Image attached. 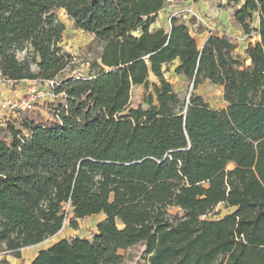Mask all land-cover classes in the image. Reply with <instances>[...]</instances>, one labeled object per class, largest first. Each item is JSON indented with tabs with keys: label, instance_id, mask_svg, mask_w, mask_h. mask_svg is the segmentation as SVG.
Wrapping results in <instances>:
<instances>
[{
	"label": "trees",
	"instance_id": "trees-1",
	"mask_svg": "<svg viewBox=\"0 0 264 264\" xmlns=\"http://www.w3.org/2000/svg\"><path fill=\"white\" fill-rule=\"evenodd\" d=\"M168 1L0 0V74L14 83L57 82L71 65L60 10L103 44L92 75L57 82L66 104L52 119L26 112L19 128L6 123L0 254L21 259L66 224L78 230L102 216L91 239L60 240L32 264H120L119 251L137 244L144 264H264V0H228L241 5L234 19L244 34L260 37L245 50L249 66L226 34L201 49L175 17L168 31L152 30ZM174 62L193 91L222 87L227 107L182 99L165 78ZM138 86L147 108L129 107ZM220 205L233 213L209 220Z\"/></svg>",
	"mask_w": 264,
	"mask_h": 264
},
{
	"label": "rangeland",
	"instance_id": "rangeland-1",
	"mask_svg": "<svg viewBox=\"0 0 264 264\" xmlns=\"http://www.w3.org/2000/svg\"><path fill=\"white\" fill-rule=\"evenodd\" d=\"M241 5L234 6L229 4L228 0H191L189 2L169 0L165 7L156 19V22L152 25V30H158L160 28L168 31L170 28V20L175 17L180 23L184 22L191 34L195 37L198 47L201 48L204 41L212 33L226 34L232 41L238 44V49L236 51V56H240L244 61L246 66L250 65V61L246 60L245 50L249 44H256L260 41L258 33L252 32L250 35H245L241 25H239L235 19V13L240 9ZM59 19L65 24L66 31L63 38V47L67 54L72 58L71 65L56 79L58 83H62L69 79L86 78L93 74L91 71V66L95 61H99V56L102 51L103 44L98 41H94V37L84 32L77 30L74 23L68 18L64 10L58 12ZM259 23L255 17L252 23V29L258 28ZM25 52L19 54V58L22 60L26 57ZM178 62H174L169 66H166L164 70H168L165 74V78L171 82L175 91L180 94L182 99H188L192 93L201 95L205 102L210 105L213 109H225L227 103L223 100V88L217 85H213L208 81L201 84L197 90L193 91V86L183 76H178L175 74V68ZM32 71L34 73L38 72L35 65H32ZM151 83L156 82V78L151 76L149 78ZM39 84L38 88L45 89L42 94L40 102L46 100V103L38 105V110L35 113L34 118L41 116L42 119H52L53 112L59 105H65L66 100L60 97L57 100H53L50 97L49 91L45 88L43 81L37 80ZM29 88V87H28ZM13 91L18 89H27L24 86V82H20L19 86L13 85L11 88ZM152 91V89L150 90ZM42 92V91H41ZM145 87L138 86L132 88L130 108L143 107L147 108L144 104ZM24 96V95H23ZM22 96V97H23ZM19 99V98H16ZM1 116L6 120L4 115L7 112L0 110ZM11 116L10 113H8ZM29 116H33L28 114ZM23 116H26L23 115ZM21 117L22 120L24 117ZM17 121L12 119V124L17 128L21 125L22 121ZM5 123V122H4ZM7 123V122H6ZM5 126L0 127V138L4 139L8 144H11L12 138L11 134ZM21 130V128L19 129ZM25 135H28L24 131ZM220 211L221 216L209 217V220H219L226 215L233 213L234 209L226 210L223 205H220L216 212ZM170 213L177 214L179 210L174 208L170 210ZM183 216V213H180ZM218 218V219H215ZM103 220L102 216H93L79 221L78 230L71 229L68 224H66L63 230L55 237L45 241L41 245L23 249L21 252V259L15 258L13 255L2 253L0 254V264L3 260H7L8 264H32L34 258L38 252L42 249H47L51 245L57 243L63 239H74L76 237L91 239L94 234L97 233V225ZM119 255L122 260L120 264H144L146 262V246L144 244H137L126 250H120Z\"/></svg>",
	"mask_w": 264,
	"mask_h": 264
},
{
	"label": "built area",
	"instance_id": "built-area-1",
	"mask_svg": "<svg viewBox=\"0 0 264 264\" xmlns=\"http://www.w3.org/2000/svg\"><path fill=\"white\" fill-rule=\"evenodd\" d=\"M13 83L10 80H7L6 78L2 77L0 75V84L2 83ZM45 88L49 91L50 97L55 101L59 99L60 97L66 98L65 94H56L54 91V88L57 86L56 81H45ZM39 84L35 82L33 85H31L23 97L19 99L14 98H0V110L7 112L5 114L6 120L1 116L0 114V125H4L6 122L11 121L12 119H17L20 114L26 113V112H34L38 110V105H42L43 103H46V100H43V102H40V99L43 97L42 94L45 92V89L38 88ZM42 91V92H41ZM11 116H9V114ZM5 122V123H4Z\"/></svg>",
	"mask_w": 264,
	"mask_h": 264
},
{
	"label": "crops",
	"instance_id": "crops-1",
	"mask_svg": "<svg viewBox=\"0 0 264 264\" xmlns=\"http://www.w3.org/2000/svg\"><path fill=\"white\" fill-rule=\"evenodd\" d=\"M22 82H24V86L27 87V89H25L24 91H23V89H18L17 91H13L11 89L13 85H15L16 87L19 86V83H14V82L13 83H6L5 82V83L0 84V98H6V99L7 98H14V99L21 98L26 93V91L28 90V87L33 85L36 81L25 80Z\"/></svg>",
	"mask_w": 264,
	"mask_h": 264
},
{
	"label": "water",
	"instance_id": "water-1",
	"mask_svg": "<svg viewBox=\"0 0 264 264\" xmlns=\"http://www.w3.org/2000/svg\"><path fill=\"white\" fill-rule=\"evenodd\" d=\"M203 48V46L201 47V49Z\"/></svg>",
	"mask_w": 264,
	"mask_h": 264
}]
</instances>
